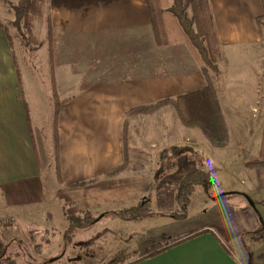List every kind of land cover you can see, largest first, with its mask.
Here are the masks:
<instances>
[{"label": "crops", "instance_id": "0c3cea01", "mask_svg": "<svg viewBox=\"0 0 264 264\" xmlns=\"http://www.w3.org/2000/svg\"><path fill=\"white\" fill-rule=\"evenodd\" d=\"M209 2L221 46L220 63L228 50L253 49L261 44L258 18L264 14L263 0ZM48 9L50 23L62 36L97 41L94 55L98 60L93 61L92 71L99 75L84 83L83 62L79 61L82 76L75 86L64 89L76 87L58 104L56 139L52 123L44 126L51 127V142L46 146L21 84L17 44L3 21L4 3L0 0V220H14L20 207L54 201L62 208L77 207L75 212L65 211L66 219L92 213L96 219L91 225L78 226V233L88 238L70 250L72 255L74 249L70 259L81 263L99 257L106 264H264V204L254 197L256 191H264V168L248 169L246 160L240 164L252 188L241 190L238 197L244 199L245 194L250 203L246 198L239 205L228 201L229 209L212 214L209 201L218 199L199 188L187 217H173L175 192L182 177L198 167L214 170L210 161L185 156L159 161L161 150L173 145L192 147L195 158L200 157L201 146L214 147L201 130L183 125L174 107L167 120L161 114L133 117L145 121V127L129 145L130 167L120 175L105 176L125 162L130 110L205 87L201 65L188 44L174 40L159 45L147 0H49ZM221 69L223 77L216 85L229 127L230 141L223 147L227 148L233 137L228 106L236 96L227 72ZM46 92L44 88L40 94L48 96ZM33 99L39 109L36 95ZM249 106L253 107V102ZM240 148L245 149L243 144ZM93 179L96 181L85 186H74ZM48 180L55 185L52 196L46 189ZM24 186L31 189L21 190ZM144 198L152 205L146 214L136 218L118 214ZM106 218H118L115 221L135 227L94 233L93 225ZM108 238L113 245L106 249ZM156 245L166 249L139 259L144 250ZM67 252L68 248L64 256ZM58 258L62 257L53 261Z\"/></svg>", "mask_w": 264, "mask_h": 264}, {"label": "rangeland", "instance_id": "374dc122", "mask_svg": "<svg viewBox=\"0 0 264 264\" xmlns=\"http://www.w3.org/2000/svg\"><path fill=\"white\" fill-rule=\"evenodd\" d=\"M3 3V21L14 35V40L17 44L16 49L21 69V84L31 106L33 122L41 129L39 133L40 135L42 134L45 145L48 146L51 142L49 136V128L51 127L50 124L48 127L44 126L50 121L52 123L53 135H55L58 104L60 100L75 90L76 87L70 89L71 91L64 89L75 86V83L82 75L84 83L91 81L99 75L92 71L93 64H95L93 61L95 60L96 62L98 60L94 55L97 41L93 37L76 39L62 36L56 28H51L48 2L36 1L31 28L33 36L38 39V43H31L30 47L27 48L23 46L22 34L14 24L15 14L12 2L3 0ZM22 24L24 34L28 36L25 22L23 21ZM261 30L262 40L258 47L238 51L228 50L225 58L220 63L223 70L227 72L228 83H230L231 89H233L236 96L232 98L228 106L233 127V137L231 138L230 146L222 149L201 146L198 148L199 158L191 157L189 154L184 155L189 159L194 158L195 161L198 159L206 163L210 161L211 167L214 169V176L217 181L216 192L219 196H223L219 197L217 201H209V210L212 214L229 209L228 201L233 200V203L237 205H239L241 200L246 201L247 199L249 202L245 194L244 199L243 197H238L240 196L238 194H242L241 190L252 188L250 184L251 179L241 171L242 167L240 164L242 161L246 160L248 162L259 157L263 140L264 26ZM16 38L18 41H16ZM80 60L83 62V66H80L83 71L82 75L79 73ZM77 64L78 66L76 67ZM72 71H78V74ZM222 77L223 72L222 76L216 80V83L220 82ZM35 82L40 83L42 88H39ZM28 87L31 88V95L27 93L29 91ZM44 88H46L48 96L40 94ZM34 95L37 97L39 109L36 107V102L33 99ZM251 102H253V107L249 106ZM172 107V105H166L153 113L138 115L161 114V116H166V119L169 118ZM138 115H130L129 120H127L125 170L130 167L129 145L137 137L135 134L140 131L139 129L145 127V121L133 120V117ZM241 144L244 145L245 149L240 148ZM51 158L53 162L56 159L55 139L53 149L51 150ZM54 187L52 181H46V189L49 196L53 195ZM29 188L31 189L30 186H24L21 187V190H30ZM254 197L258 202L264 204V191H256ZM149 206L151 209V201L149 202ZM76 210V206L68 205L62 208L60 203L54 201L36 207H20L19 211L16 212L17 215L14 217V220H0L2 224L11 221L13 223L10 228L4 227V225L0 228V240L4 244H8V248L0 256V264H106V261L102 263V259L99 257H92L86 260L85 263L70 259L73 258L74 250H72L71 255V246L76 242H81V240L88 238L86 234H82V232L78 233L79 227L76 224H71L70 216L68 219L64 217L65 211L75 212ZM50 212L52 215H50ZM86 213L72 216L83 217ZM90 214L92 218L96 219V216H93L92 213ZM118 214L120 215V213ZM115 219L118 218H113V220L106 218L95 223L93 225L94 233L100 234L107 228L123 232L135 227L115 221ZM88 225L91 224L83 226ZM45 228H48V230L45 231ZM106 242L107 246L104 247L109 249L110 246L108 244L113 245V241H110L108 238ZM66 248H68V252L64 256ZM56 257L62 258L53 261V258ZM44 258H47V260H44Z\"/></svg>", "mask_w": 264, "mask_h": 264}, {"label": "trees", "instance_id": "16d2710c", "mask_svg": "<svg viewBox=\"0 0 264 264\" xmlns=\"http://www.w3.org/2000/svg\"><path fill=\"white\" fill-rule=\"evenodd\" d=\"M8 1L12 2V8L15 14L14 24L22 34L23 46L29 48L31 43L37 44L38 39L33 36L31 28L34 4L36 1L46 3L49 0ZM147 1L159 45H166L174 40L185 41L201 65L205 79V87L176 98H164L154 103L137 106L130 110L127 115L150 114L163 106L172 105L176 109L183 125L201 130L214 147H226L230 141V133L216 85V80L222 76L220 67L222 52L209 0ZM23 21L25 22L28 36L23 32ZM258 24L260 29H262L264 26V14L258 18ZM51 28L53 29L55 27L51 24ZM186 154L193 157L196 155V152L190 146L173 145L160 152L159 161L167 162L179 159ZM246 167L251 170L264 168V132L259 157L248 161ZM124 170L125 165L123 164L107 172L105 176H117L123 173ZM94 181L96 179L83 181L74 186H85ZM199 188H202L211 198L219 199V197L223 196H219L216 192L217 181L214 176V170H206L202 167L192 169L182 177L176 189L175 200L177 207L172 213L174 218L184 219L187 217L193 196ZM149 202V199L144 198L138 205L120 211V216L127 218L142 216L151 210L149 208ZM69 219L71 224L78 226L92 224L95 221L90 212H87L83 217L70 216ZM2 225L4 227H10L12 223L4 222L2 224L0 221V228ZM7 248L8 244H4L0 240V256L3 255ZM165 249L166 247L163 245L153 246L144 250L139 259L155 256Z\"/></svg>", "mask_w": 264, "mask_h": 264}]
</instances>
